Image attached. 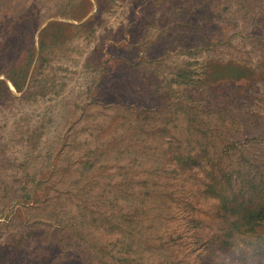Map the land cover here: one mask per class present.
Returning <instances> with one entry per match:
<instances>
[{"label": "rangeland", "instance_id": "rangeland-1", "mask_svg": "<svg viewBox=\"0 0 264 264\" xmlns=\"http://www.w3.org/2000/svg\"><path fill=\"white\" fill-rule=\"evenodd\" d=\"M10 66L0 264H264V0H0Z\"/></svg>", "mask_w": 264, "mask_h": 264}, {"label": "trees", "instance_id": "trees-1", "mask_svg": "<svg viewBox=\"0 0 264 264\" xmlns=\"http://www.w3.org/2000/svg\"><path fill=\"white\" fill-rule=\"evenodd\" d=\"M32 50L31 49H28V52H31ZM13 66H10L8 67V69H4L2 71H0V74H5L14 84V86L17 88V89H20V86L19 84L16 82V80L14 79L13 77ZM233 225L236 226V224L233 222Z\"/></svg>", "mask_w": 264, "mask_h": 264}]
</instances>
